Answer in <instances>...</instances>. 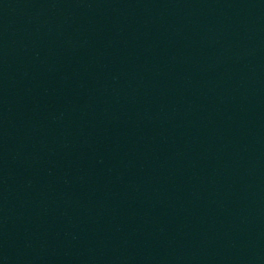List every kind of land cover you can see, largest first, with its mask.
<instances>
[{"label": "water", "instance_id": "95a60500", "mask_svg": "<svg viewBox=\"0 0 264 264\" xmlns=\"http://www.w3.org/2000/svg\"><path fill=\"white\" fill-rule=\"evenodd\" d=\"M81 264H264V0H34Z\"/></svg>", "mask_w": 264, "mask_h": 264}]
</instances>
